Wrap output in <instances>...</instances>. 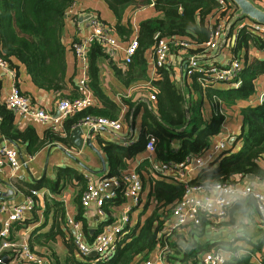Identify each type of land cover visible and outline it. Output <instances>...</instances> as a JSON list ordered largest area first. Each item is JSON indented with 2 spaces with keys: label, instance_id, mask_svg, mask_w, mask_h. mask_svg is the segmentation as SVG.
Listing matches in <instances>:
<instances>
[{
  "label": "trees",
  "instance_id": "16d2710c",
  "mask_svg": "<svg viewBox=\"0 0 264 264\" xmlns=\"http://www.w3.org/2000/svg\"><path fill=\"white\" fill-rule=\"evenodd\" d=\"M74 1L0 0V59L8 66H12V71L17 76L18 64L15 62L23 65L37 88L55 92L59 98H74L81 95L77 81L73 82L75 73L71 77L67 76L66 53L67 48L70 47H66L61 39L66 11ZM103 1L113 12L115 22L110 24L101 20L113 29L121 41L125 42L124 45L135 37L137 48L130 63L122 64L123 67L120 68L113 63L114 60L109 59L98 41L89 45L88 85L92 95L101 101L102 106H90L67 116L60 128L50 126L40 138L31 125L19 129L15 124L14 113L0 98V134L16 147H23L28 155H33L46 144L69 145L70 131L79 126L87 115L117 119L120 106L102 91L101 64L103 60H108L115 77L125 87L147 84L148 93H152L155 99L147 102L136 96L135 100L122 99L128 107L124 114L126 123L134 125V118L136 119L140 114L141 132L135 142L125 146L106 141L99 135L95 137L107 167L105 178L118 176L127 168L131 159L144 152L148 136L154 138L153 159L156 161L179 162L189 154H202L209 148L211 139L220 133L225 119L223 106L230 107L239 101H246L255 93L257 80L264 75V58L251 57L248 50L251 47L259 51L264 50V35L254 34L242 26L236 33L234 45L228 47L234 58L242 60L239 72L240 82L236 86L224 83L215 87L216 83L212 84L199 71L191 73L189 77L186 76V72H183L182 80L179 82L171 64L154 68L155 77L152 78L149 75L148 56L151 55L159 38L189 42L192 47L188 49V52L201 56L202 63L199 67L202 69L209 67L210 52L205 50V44L210 40L213 29V25L209 24V17L216 15L220 9L218 0ZM225 1L229 7H235L238 10L231 0ZM251 1L264 10V3L261 5L257 1ZM147 5L153 6L156 15L139 21L135 33L130 17L136 9ZM221 16L226 18L227 14L221 12ZM236 20L238 24L241 18ZM236 24L234 23V26ZM170 53L179 56L180 49L172 47ZM17 76L15 75V80ZM68 83L72 84L76 91L70 96L63 93ZM2 86L3 82L0 80V92ZM22 93L26 94L23 91ZM205 102L209 105L208 117H205L203 113ZM240 112L242 119L237 135L239 148L235 151L234 144L237 142H232L233 146L218 154L214 163L200 169L197 176L189 180V185L251 182L246 178L248 174L253 175L256 180L264 181V93L259 104L242 107ZM143 165H140L137 171L142 182H145L144 175L149 172L150 165L148 161ZM54 173V178L45 176L38 182L29 184L28 193L32 189L44 187L53 194H60L75 181L79 189L75 198L77 211L74 219L81 223L86 241L91 244L93 235H90L88 230L90 219L85 215L80 202L81 193L87 184L85 175L69 166H57L54 168ZM149 181L152 183L149 196L155 203L154 207L144 220L141 221L139 218L133 226L127 225L124 228L114 253L104 261H97L96 257L81 254L71 232L67 227L65 228V207L57 200H51V204L47 203L42 210V215L46 222L51 213L52 225L45 236L50 240H54L57 236L61 238L66 250L63 264H139L160 245L168 246L166 257L172 264H192L210 249L225 248L230 244L225 240L214 242L207 238L206 229L209 224L205 218H202L198 226L190 229L183 228L187 237L183 236L186 246L182 248V244L178 242L181 237L179 233L166 234L163 230L168 219L171 218L172 208L184 195V184L173 183L165 175H159L155 180ZM121 202L123 198L119 195L106 201L103 209L110 213L109 206ZM146 208L145 206L142 212H145ZM251 208H256V202L252 196L236 200L229 207L227 219L223 223H233L232 218L235 213L246 214ZM31 221L34 220L28 219L26 223ZM110 221L111 217L106 221L98 222L96 232ZM263 243L264 239L250 243L252 252L260 250ZM29 245L32 248V244L29 243ZM44 255H47L50 260L54 258L55 263L60 264L56 255L52 257L46 252ZM225 264L257 263L251 261V255L247 253L240 257H233ZM260 264H264V255L260 258Z\"/></svg>",
  "mask_w": 264,
  "mask_h": 264
},
{
  "label": "built area",
  "instance_id": "2783aa9c",
  "mask_svg": "<svg viewBox=\"0 0 264 264\" xmlns=\"http://www.w3.org/2000/svg\"><path fill=\"white\" fill-rule=\"evenodd\" d=\"M254 1L259 2L261 5L264 3V0ZM218 2L220 4L219 11L216 15L209 17V24L213 25V29L210 40L205 44L206 51L212 54L223 51L229 46L228 43L230 44L231 42V36L236 37L238 29L242 26L254 34L264 35V25L247 18L241 19L238 23H241L240 26L237 27V24L234 26L236 19L239 17L238 10L235 7H229L225 0H218ZM77 3L78 1L75 0L66 11L65 21L76 23V12L79 10ZM221 12H225L227 17L222 18ZM88 26L89 30L86 33H80L78 37H74L69 45L76 61L82 66V76L77 81L81 95L74 98L64 97L57 99L55 103L57 115H53L52 112L38 106L28 95L23 94L17 82L14 81V72L9 70L8 64L0 59V69L9 74L12 79L3 101L14 115H18L22 119L50 124L52 127L60 128L67 116L93 106L95 98L88 85L87 51L89 45L94 41L100 43L110 60L120 61L123 65L130 63L137 48L135 37L131 38L123 46L119 36L96 14H92L89 17ZM172 47L180 49L179 56L182 61L186 59L188 62L187 67L183 71L186 72L187 77L191 73L199 71L212 84L228 83L231 86H236L240 82L241 59L231 56L224 64L211 63L209 67L202 69L199 67L202 63L201 56L190 54L188 49L192 45L179 39L170 41L165 38L157 39L151 52L154 68L171 64L170 56L172 54L170 50ZM186 56L188 57L186 58ZM149 99L154 100L155 96L150 93ZM80 126L86 127L91 135L98 132L99 129L105 128L113 131L117 136L116 138L120 140L118 133L123 129V122L121 119L87 115L83 118ZM221 130L219 134L211 139L210 146L206 151L202 154H189L179 162L154 160L151 157L154 151V138L148 136L145 150L150 154L149 163L152 172L165 175L169 177L171 182L184 184L185 187L183 197L171 210V218L168 219L164 227V233H180L183 228L196 227L201 223L202 218L208 221L211 228H215L227 219L228 209L236 200L244 199L248 196H252L255 199L257 213L261 219H264V181L259 182L254 179L250 180L251 182H217L205 186H191L188 184L194 172L205 168L217 159L218 154L231 148V141L236 136L229 132L221 134ZM121 144L126 146L128 142L124 141ZM24 164L26 163L15 145H0V171L6 165L9 166L12 173H15ZM142 191V180L134 170L122 171L118 176L102 178L99 181L87 182L80 196V202L86 216L92 208L99 215H104V203L115 198L117 194L125 198L126 205L122 207L121 212L115 219H112L102 227L91 244L84 242L81 223L74 218L67 217L68 225L74 230V243L81 254L88 255L91 251H95L97 261H104L111 257L116 249L118 239L124 232V228L127 225H131V215L134 209L138 208L136 206L140 204ZM30 194L23 203L13 207L0 203V260L4 255H7L10 259L8 264H53V261L47 255L35 252L28 243L19 242L11 238L12 224L23 220L26 214L35 208L34 197L38 194V190L32 189ZM167 250V245H160L139 264H172L167 260ZM238 255H240L239 251L215 247L203 253L192 264H225L232 257H237Z\"/></svg>",
  "mask_w": 264,
  "mask_h": 264
},
{
  "label": "crops",
  "instance_id": "0c3cea01",
  "mask_svg": "<svg viewBox=\"0 0 264 264\" xmlns=\"http://www.w3.org/2000/svg\"><path fill=\"white\" fill-rule=\"evenodd\" d=\"M79 10L76 12L77 20L76 23L71 21H65L64 23V31L62 35V42L66 47H69L70 42L74 37H78L80 33H86L89 29L88 26V19H80V17L87 15V14H96L100 18L99 12L96 10V5L101 4L104 7L102 13H104V21L110 24H114L115 17L113 12L108 8L107 4L103 0H77ZM95 9V11H94ZM156 15V12L152 5L143 6L141 8L136 9L131 17L130 22L132 24L135 33L137 31V25L139 21L145 18L153 17ZM134 34V33H133ZM236 38V37H235ZM231 42L228 43V47L233 46L235 43V39L233 35L231 36ZM122 45L124 46L123 41ZM226 47L223 51L219 53H209L211 63H225L229 60L232 56L230 49ZM248 53L251 57H259L264 58V50H257L256 48H250ZM122 54V53H121ZM120 54V55H121ZM119 55V56H120ZM149 58V75L150 77H155L154 74V64L151 55L148 56ZM119 60V58H117ZM66 60H67V76L71 77L75 73V77L73 78V82L75 83L78 81L79 78L82 76V66L78 64L76 61L72 51L70 48H67L66 53ZM171 65L175 71V75L177 80L180 82L182 80L181 76L183 75V71L179 70L180 62L182 58L178 55H171L170 56ZM18 76L15 74L16 81L20 89L26 93L30 97V99L36 103L38 106L43 107L44 109L53 113V115H57L58 112L55 107L56 100L59 99L58 94L52 91H45L43 89L37 88L33 82L31 81L30 76L26 73L25 67L18 62ZM117 67L122 68L123 65L120 61H113ZM9 69V68H8ZM10 70V69H9ZM101 81L103 84L102 91L103 93L111 98L112 100L120 106V113L117 119H121L123 122V129L121 132L118 133V138L114 134L113 131L107 130L105 128L99 129L98 132L94 133L90 136L91 144L94 148H96L99 152V148L97 143L95 142V137L99 135L102 139L106 141L117 142L121 144L128 142V145L135 142L138 138V135L141 132L140 126V114L137 115L136 119L134 118V125L131 123H126L124 121V114L128 110V107L123 103V98H129L131 100H135V96L143 99L144 101H150L148 89H146L147 84H137L132 85L129 87H125L114 75L113 68L108 64V60H103L101 64ZM0 80L3 82V86L0 92L1 101L5 97L12 79L9 74L5 73L0 69ZM222 84L218 83L215 87H219ZM72 84H67L66 88L63 90V93L70 96L71 93H75V89H73ZM143 91V92H141ZM79 93V90H77ZM264 93V75L260 76L256 83V91L255 93L248 98L246 101H239L236 104L226 107L223 106L225 119L222 125L223 130H221V134L224 132H229L236 138L232 139V142H237V135L239 132V127L241 123V108L246 107L247 105H257L260 103L262 95ZM95 98V103L93 106L101 107V101L93 95ZM203 113L205 117L209 116V105L207 102L203 105ZM15 124L19 127V129H24L26 126L31 125L34 127L37 135L42 138L44 135V131L47 130L51 125L50 124H43L36 121H31L27 119H22L18 115H14ZM84 130L83 137L85 138L88 136L89 131L86 127L81 126ZM221 128V129H222ZM64 135V133L62 134ZM7 144L14 146L9 140L2 137L0 134V145ZM58 145L63 146L65 149L69 150L71 155L76 157L82 166L79 165L76 161H74L69 155H67L64 151L56 146V144H46L43 146L39 151H37L33 155H28L27 152L23 147H17L20 151L22 159L25 161L24 164L19 170L15 173H12L9 166H3L0 171V191H4L7 193V200H0V203H5L8 207H13L17 204H21L26 200V197L31 195L30 191L28 193L29 184L38 182L43 177H55L54 168L57 166H69L73 167L79 171H81L88 181H99L102 178H105L106 173V164L105 170H102V163L99 156L93 151V149L87 146L85 143L81 150H77L73 148L70 143L69 145H65L62 143H58ZM123 145V144H121ZM233 146V145H232ZM231 146V147H232ZM240 144L237 142L234 144L236 148L235 151L239 148ZM101 154V153H100ZM102 156V154H101ZM150 154L148 151L141 152L137 154L133 159H131L127 165V168L123 171L127 170H134L138 173L137 169L140 165L145 164L146 161L149 162ZM153 157V155H151ZM103 158V156H102ZM216 160V159H215ZM214 160V161H215ZM213 161V163H214ZM105 162V161H104ZM150 165V163H149ZM145 166V165H143ZM141 166V167H143ZM150 167V166H149ZM86 168H89L92 172H88ZM197 172H194L191 176V179L197 176ZM139 174V173H138ZM159 173L152 172L150 169L147 174L144 175L145 182L143 184V191L141 193V200L140 204L136 207H140L143 203L144 193L147 192L145 206L146 207H154L155 203L150 198L149 193L152 189V183H150V179L155 180L159 177ZM250 181V180H249ZM12 189V192H8L9 189ZM79 187L77 186L76 182L73 181V184L68 185L64 190L61 191L60 194H53L46 188H40L38 190V194L34 197L35 198V209H33L30 213H27L26 216L29 220H34L31 222L26 223L28 220L26 216L23 220H20L12 224L11 229V238L17 240L19 242H26L31 243L32 248L37 253L44 254L45 252L52 255H56L60 264H63L64 257L66 255L65 247L62 244L61 238L57 236L54 240L46 239L45 234L49 231L52 225V214L50 213L47 221L45 222L44 217L42 215V210L46 207L47 203L51 204V200H57L63 204L66 211V226L67 229L71 232L72 236L74 232L72 231L71 227L67 223V217L74 218L76 214V203L75 198L77 195ZM27 190V191H26ZM120 194H117L118 197ZM122 197V196H121ZM123 198V202L117 205L111 204L110 213L105 212L104 215H99L97 211L92 208L88 211L87 217L90 219L89 222V233L93 235L92 241L94 240L95 235L98 233L96 230L98 229V222L106 221L109 217L115 219L118 214L121 212L122 207H125V198ZM149 201V202H148ZM138 209V208H137ZM142 212V211H141ZM151 212V211H150ZM149 212V213H150ZM143 214L139 213L137 220L140 218L141 221L144 220L148 213V209ZM1 219V217H0ZM232 222H222L218 225V229L211 228L209 225L207 226L206 237L214 242L225 240L230 244L233 243L231 246L230 244L225 247L227 250L239 251L237 257L241 255L249 253L251 255V261L260 264V258L264 255V243L262 248L256 252H252V244L255 243L258 239H264V219H261L259 214L257 213L256 208H251L246 214L235 213ZM231 220V221H232ZM25 221V223H23ZM131 223H132V215H131ZM108 224V223H106ZM104 224V225H106ZM131 226V225H130ZM84 242L87 243L83 228L81 227ZM68 235V234H67ZM181 237V242L178 239V242L182 248H185L186 242L184 237H187L185 234V229H182L179 233ZM54 252V254H53ZM52 253V254H51ZM53 257V256H52ZM51 257V258H52ZM233 258V257H232ZM53 264L55 263V259L52 258Z\"/></svg>",
  "mask_w": 264,
  "mask_h": 264
},
{
  "label": "water",
  "instance_id": "95a60500",
  "mask_svg": "<svg viewBox=\"0 0 264 264\" xmlns=\"http://www.w3.org/2000/svg\"><path fill=\"white\" fill-rule=\"evenodd\" d=\"M231 1L237 6L238 12H239V17L241 19L247 18L251 21H254L256 23L264 25V10L258 8L252 1H250V0H231ZM90 16H91V14H87V15L80 17V19H87ZM233 38L235 39V37H233ZM187 57L188 56H186V58ZM187 65H188V62L186 61V59H183V61L179 65V70L182 71L183 69H185L187 67ZM8 68L10 70L13 69L12 66H8ZM83 133H84V130L80 125L74 127L69 133V140H70L71 145L73 146V148H75L77 150H81L84 143L87 146L91 147L93 149V151L99 156V158L101 160V163H102L101 172H103L105 170L104 159L102 158L100 152L92 146L91 141H90L91 134L89 133L88 136H86L84 138ZM56 146L58 148H60L62 151H64L67 155H69L79 165H81V166L83 165L80 163V161L76 157L71 155L69 150L65 149L63 146H60L58 144H56ZM86 170L90 173L92 172L89 168H86ZM246 178L248 180H254L255 179V177L251 174L246 175ZM258 181L261 182L260 180H258ZM8 192L9 193L12 192V189L10 188ZM7 198H9V197H7V193L4 191H0V200H7ZM72 231L74 232L73 229H72ZM179 241L181 242V239H179ZM96 255L97 254L95 251H91L88 254L89 257H96ZM9 260H10L9 257L7 255H4L0 260V264H8Z\"/></svg>",
  "mask_w": 264,
  "mask_h": 264
},
{
  "label": "rangeland",
  "instance_id": "374dc122",
  "mask_svg": "<svg viewBox=\"0 0 264 264\" xmlns=\"http://www.w3.org/2000/svg\"><path fill=\"white\" fill-rule=\"evenodd\" d=\"M96 10L99 12L101 18L104 19V13H102L103 10H104L103 5H101V4H97V5H96ZM94 11H95V9H94ZM235 24H236V22H235ZM240 24H241V23H240ZM240 24H237L236 26L238 27V26H240ZM146 89H148V88L146 87ZM141 92H143V91H141ZM146 196H147V192L144 193V197H143L144 200H143V203L141 204V206L138 207V209H134V211H133V213H132V223H131V226H133V225L136 223V221H137V217H138L139 213H141V211H142L143 208L145 207V200H146L145 198H146ZM152 208H153V207H147L145 210L148 209V213H149V212L152 210ZM26 218H27V216H26ZM27 219H28V218H27ZM215 228L218 229L219 227L216 226Z\"/></svg>",
  "mask_w": 264,
  "mask_h": 264
},
{
  "label": "clouds",
  "instance_id": "9594fccd",
  "mask_svg": "<svg viewBox=\"0 0 264 264\" xmlns=\"http://www.w3.org/2000/svg\"><path fill=\"white\" fill-rule=\"evenodd\" d=\"M251 1V0H250Z\"/></svg>",
  "mask_w": 264,
  "mask_h": 264
}]
</instances>
